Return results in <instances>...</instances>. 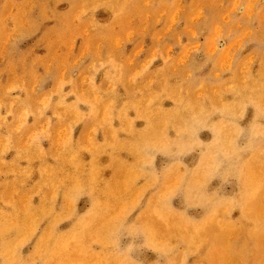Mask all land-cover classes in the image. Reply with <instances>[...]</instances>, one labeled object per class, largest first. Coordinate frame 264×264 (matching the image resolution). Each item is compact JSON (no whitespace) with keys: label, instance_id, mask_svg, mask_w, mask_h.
Wrapping results in <instances>:
<instances>
[{"label":"rangeland","instance_id":"374dc122","mask_svg":"<svg viewBox=\"0 0 264 264\" xmlns=\"http://www.w3.org/2000/svg\"><path fill=\"white\" fill-rule=\"evenodd\" d=\"M0 264H264V0H0Z\"/></svg>","mask_w":264,"mask_h":264}]
</instances>
